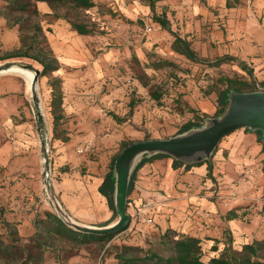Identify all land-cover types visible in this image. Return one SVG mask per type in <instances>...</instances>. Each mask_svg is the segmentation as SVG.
<instances>
[{
	"label": "rangeland",
	"instance_id": "rangeland-1",
	"mask_svg": "<svg viewBox=\"0 0 264 264\" xmlns=\"http://www.w3.org/2000/svg\"><path fill=\"white\" fill-rule=\"evenodd\" d=\"M94 2L82 10L58 7L89 24L91 34H79L52 9L42 17L60 62L63 52L107 59L99 75L81 64L54 73L63 80L64 114L55 131L50 77L40 75L30 88L25 76L3 72L27 65L36 72L42 65L29 57L2 59L21 41L20 26H8L7 3L0 0V264H163L146 256L174 254L164 230L170 237H199L206 262L226 246L241 251L263 240L264 130L250 126L225 135L196 173L174 168L176 157L167 152L135 156L125 198L129 218L112 236L82 241L54 231L48 213L61 218L56 200L86 224L106 225L121 216L106 196L94 197V185L128 145L206 130L238 94L264 92V0H231L232 6L228 0H155L169 29L155 21L149 0ZM176 37L189 42L192 57L177 49ZM152 90L161 97L153 98ZM108 91L119 96L103 112ZM205 216L215 219L201 222L206 228L198 223ZM209 224L218 232H207ZM259 256L264 260V247Z\"/></svg>",
	"mask_w": 264,
	"mask_h": 264
},
{
	"label": "trees",
	"instance_id": "trees-1",
	"mask_svg": "<svg viewBox=\"0 0 264 264\" xmlns=\"http://www.w3.org/2000/svg\"><path fill=\"white\" fill-rule=\"evenodd\" d=\"M8 9L5 16L8 21V26L10 28L19 25L20 26V41L21 45L16 50L10 54L4 56L2 59H7L11 57H29L39 64L42 65V70L40 75L50 77V85L53 88V114L55 119V131L59 125L60 120L64 117L62 112L63 104V91H62V78L60 76L54 75L55 72L61 69V62L54 53V50L51 48L46 31L42 25V17L49 15L50 13H42L36 2L45 1L49 4L53 10V14L56 18L63 17L68 20L72 27L79 34H91L93 33V28L85 22L78 21L68 16V14L62 15L58 12L59 6H69L72 9H89L95 6L94 0H4ZM239 2L240 0H234ZM149 5L151 6L152 11L155 12L154 18L163 28H170V21L167 17L158 15L156 13V2L155 0H149ZM228 6H232L231 0L227 2ZM1 13V10H0ZM31 33V34H30ZM34 36H42L43 40L39 41L34 38ZM175 45L178 50L183 53L193 56L194 51L191 49L190 44L187 40L182 39L181 37H176ZM28 68L34 69L33 66L27 65ZM229 84H232L234 80L232 78L228 79ZM151 95L155 99H159L161 94H158L155 90L151 91ZM220 101H224V92L221 94ZM220 112L225 111V106L223 105ZM128 145V144H127ZM126 145V146H127ZM205 162H199L197 165H202ZM183 162L174 159L173 166L178 168L183 166ZM191 166L187 165V168ZM132 189V188H131ZM115 190H116V173L114 166H112L110 172L105 177L102 184L99 186V191L101 194L107 197L108 204L111 210L115 213L117 212L116 201H115ZM4 209L0 207V213H3ZM1 215V214H0ZM48 216L54 220V231L57 234L64 235L75 240H89L90 238L94 239H104L112 236L110 234L101 235L94 234L91 232H84L76 230L69 225H67L62 218H59L57 215L48 213ZM236 216L230 217L228 220H232ZM7 225H10L11 222L4 220ZM171 230L163 232L164 243H171V249L174 251V254L164 258L158 253H152L147 255L146 258L148 261L153 263L163 264H264V260L259 256L261 249L264 247V239L260 241H254L252 243L244 244L241 251L234 250L231 246H226L218 257H212L209 262H206L202 259L203 249L201 245V239L192 235H178L170 237ZM17 232L15 233V235ZM167 238V240H166ZM1 239V238H0ZM4 240H0L2 245ZM3 246V245H2ZM1 250L3 249L0 247ZM0 250V251H1ZM132 261V260H128Z\"/></svg>",
	"mask_w": 264,
	"mask_h": 264
},
{
	"label": "water",
	"instance_id": "water-1",
	"mask_svg": "<svg viewBox=\"0 0 264 264\" xmlns=\"http://www.w3.org/2000/svg\"><path fill=\"white\" fill-rule=\"evenodd\" d=\"M39 76L40 71H36L34 84ZM244 126H250L252 128L258 129L261 128L264 130V92H249L238 94L233 99L229 110L222 117V119L215 122L214 125L207 128L206 130L192 133L180 138L169 140H146L128 145L122 151L114 166V170L116 173L115 201L117 212L119 211L121 215L120 217L123 218V222L118 229L100 234H109L111 232L119 230L127 223V219L129 217L125 212V198L127 193L130 163L135 156L140 153L156 150L170 153L177 159H190L204 153L206 155H211L225 135L230 134L234 130ZM46 174L47 176H49L48 171H46ZM120 186H123L124 188V194L121 199H119L117 195V190ZM56 204L58 211L63 208L57 200ZM60 217L66 224L71 226L63 219L61 214ZM71 227L79 231L95 233L92 231L83 230L81 228H76L74 226Z\"/></svg>",
	"mask_w": 264,
	"mask_h": 264
},
{
	"label": "crops",
	"instance_id": "crops-1",
	"mask_svg": "<svg viewBox=\"0 0 264 264\" xmlns=\"http://www.w3.org/2000/svg\"><path fill=\"white\" fill-rule=\"evenodd\" d=\"M39 8L44 13L50 12V9H51L50 6H49V4L47 2H45V1H39ZM71 51H73V50L71 49ZM61 56H62L61 57V69L58 70L57 73H61L62 66L65 67V68H69V67H72V66H74V67L75 66H79L81 64L82 65L81 69L85 68V69L89 70V73L95 74V75H99L100 74L99 72L102 71V69H103V65H106V63H107L106 62L107 59L104 58V57L99 59V58H95V57H93L91 55L92 56V60H91L88 57L89 55H87L85 53H82L81 55H78V54H71V53H65V52H63V54ZM85 56H86V58H84ZM85 65H86V67H84ZM117 95L119 96V93L118 92H115V91H112V92L108 91V92H106L105 95H103V97H102V103L100 105V107H101L100 109L104 112L106 110H109L110 107H113V106L115 107L116 101H114V100L116 99V96ZM108 120L109 119H107V122L109 123L110 121H108ZM213 153H214V151L212 152L211 155H206L205 153L204 154H200V155L195 156V157L190 158V159H177V158L176 159L177 160H180L181 162L184 163L183 166L185 167V169L189 170V174H190V173H196L197 170L200 167L203 166V164L202 165H197V163H199V162H205V161L209 160L213 156ZM187 165H189L191 167L187 168ZM203 168H204V166H203ZM102 182H98L97 184L94 185L95 186V191H94L95 194H94V197L97 198V199H99L100 201H103V198L105 197L99 191V186L102 184ZM209 208H210V206H208L207 209H209ZM105 213H106V215H109V211L108 210ZM216 218H217L216 221H219L220 216L217 215ZM208 220H210V221L212 220L213 221V218L206 217V216L203 217V218L201 217V218H199L198 223L201 225V227H205L206 228V226H204L201 222H208ZM214 221H215V219H214ZM231 221L230 220H227V225L230 226V222ZM208 228L209 229H206L207 232H210L212 230L215 231L217 229L216 227H212L211 224L208 225ZM165 231L166 230H164L163 232H165ZM216 232H218V231L216 230L215 233ZM195 233H196L195 235L200 236L197 232H195Z\"/></svg>",
	"mask_w": 264,
	"mask_h": 264
},
{
	"label": "bare ground",
	"instance_id": "bare-ground-1",
	"mask_svg": "<svg viewBox=\"0 0 264 264\" xmlns=\"http://www.w3.org/2000/svg\"><path fill=\"white\" fill-rule=\"evenodd\" d=\"M3 72L5 73L14 72V73H18V74L25 76L28 82V86L30 88L34 84L35 72L30 69H26L20 66H13V67L3 70ZM123 194H124V188L123 186H120L117 190L118 198L121 199V197H123ZM59 211L63 219L66 222H68L71 226H74L76 228H81L86 231H92V232L99 233V234L118 229L122 225V222H123V218L118 217L117 220H115L112 223L106 224V225L86 224V223L77 221L63 208H61Z\"/></svg>",
	"mask_w": 264,
	"mask_h": 264
},
{
	"label": "built area",
	"instance_id": "built-area-1",
	"mask_svg": "<svg viewBox=\"0 0 264 264\" xmlns=\"http://www.w3.org/2000/svg\"><path fill=\"white\" fill-rule=\"evenodd\" d=\"M147 222H148L149 224H151V223L154 222V219H153L152 217H149L148 220H147Z\"/></svg>",
	"mask_w": 264,
	"mask_h": 264
}]
</instances>
